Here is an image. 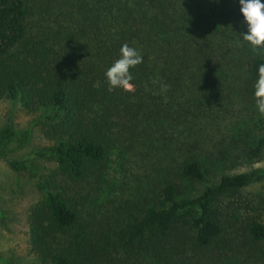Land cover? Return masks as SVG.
<instances>
[{"label": "trees", "instance_id": "trees-1", "mask_svg": "<svg viewBox=\"0 0 264 264\" xmlns=\"http://www.w3.org/2000/svg\"><path fill=\"white\" fill-rule=\"evenodd\" d=\"M187 19L180 0H0V99L41 113L33 124L49 142L36 154L52 167L38 179L41 195L27 214L29 250L39 264H195L222 232L215 199L264 177L254 170L210 185L201 163L186 155L177 174L204 184L199 194L184 196L175 182L163 181L125 223L111 216L96 226L80 222L66 183L91 180L110 192L113 165L133 143L148 151L152 134L174 122L194 133L187 116L197 118L207 99L213 55L203 50L208 38L193 39ZM124 43L143 62L130 69L132 91L110 92L105 72ZM262 62L250 56L252 78ZM263 145L264 136L250 154ZM7 163L14 171L26 167ZM57 235L64 240L55 242ZM243 235L264 241V223L248 221Z\"/></svg>", "mask_w": 264, "mask_h": 264}, {"label": "rangeland", "instance_id": "rangeland-1", "mask_svg": "<svg viewBox=\"0 0 264 264\" xmlns=\"http://www.w3.org/2000/svg\"><path fill=\"white\" fill-rule=\"evenodd\" d=\"M180 2L185 17L194 24L193 39L208 38L209 49L203 50L213 55L205 69L210 86L207 99L197 118L187 116L194 133H187L174 122L171 128L152 134L148 151L133 143L123 160L113 165L110 192L96 188L91 180L66 183L79 208L81 223L90 221L96 226L105 216L127 222L154 198L163 181L175 182L184 196L199 194L204 184L183 180L177 174L182 159L188 156L201 163L210 185L223 175L264 170V145L258 153L250 154V148L264 136V116L255 107L256 78L247 68L253 52L241 35L247 28L239 2ZM191 24L187 23L188 29ZM40 116L39 112H25L16 101L0 99V264H39L29 250L27 214L41 195L38 179L52 167L50 161L36 154L49 144L33 124ZM8 160L22 161L26 167L14 171ZM214 206L222 232L195 264H264V241L250 243L243 235L248 221L264 223V177L217 197ZM63 240L59 235L55 238V242Z\"/></svg>", "mask_w": 264, "mask_h": 264}, {"label": "clouds", "instance_id": "clouds-1", "mask_svg": "<svg viewBox=\"0 0 264 264\" xmlns=\"http://www.w3.org/2000/svg\"><path fill=\"white\" fill-rule=\"evenodd\" d=\"M239 11L247 30L242 32L243 41L247 42L250 50L264 60V0H238ZM119 58L106 69L105 77L108 91L122 88L132 91L131 81L133 76L130 69L143 62V57L138 49L124 43L119 50ZM169 85L162 84L161 92H167ZM255 107L261 116H264V62L258 66V78L253 84Z\"/></svg>", "mask_w": 264, "mask_h": 264}]
</instances>
